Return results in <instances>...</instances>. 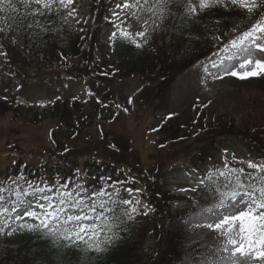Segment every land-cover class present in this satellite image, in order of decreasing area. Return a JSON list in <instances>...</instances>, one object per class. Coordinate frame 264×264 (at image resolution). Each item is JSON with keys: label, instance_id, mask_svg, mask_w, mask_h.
<instances>
[{"label": "rangeland", "instance_id": "rangeland-1", "mask_svg": "<svg viewBox=\"0 0 264 264\" xmlns=\"http://www.w3.org/2000/svg\"><path fill=\"white\" fill-rule=\"evenodd\" d=\"M115 2L118 0H76L78 15L69 19L81 23L89 17L88 10L95 8L91 30L77 31L67 56L80 59V64L92 53L100 56L105 68L100 76L76 78L46 64L44 58L36 67L37 60L23 65L0 56V181L21 174L36 183L41 178L54 182L71 177L89 188L103 183L98 180L101 176L112 178L108 184L123 181L105 187L113 198L119 189L120 197L133 204L141 202L135 205L133 219L146 215L144 252L150 254L157 244H164L163 250L173 253L174 248L195 239L197 252L190 257L181 253L179 260L180 264H197L203 256H211L218 243L217 233L195 227L210 222L199 215L202 208L212 206V193L181 189L195 187L197 179H203L213 165L222 167L226 155L229 161L233 155L238 160L264 157V76L204 79L199 65L212 55L216 44L192 60L189 54L179 57L185 53L183 43L174 47V58H167L159 46L158 53L157 49L147 52L150 59L154 55L166 58L169 67L159 68L150 60L141 69L143 73H137L119 55L116 44L121 43L109 40L115 29L104 17L110 15L108 9ZM213 9L229 18L243 15L238 9ZM231 26L218 23L215 33L221 35ZM134 29L139 30L135 25ZM164 33L161 29L151 33L144 46L161 45L166 40ZM89 40L92 47L86 50ZM167 68L176 70L155 76ZM231 128L237 131L229 132ZM201 130L216 133L200 135L193 142ZM177 140L182 143L172 148ZM145 204L150 211L143 208ZM0 240L12 245L21 237L20 233L0 235Z\"/></svg>", "mask_w": 264, "mask_h": 264}, {"label": "snow or ice", "instance_id": "snow-or-ice-1", "mask_svg": "<svg viewBox=\"0 0 264 264\" xmlns=\"http://www.w3.org/2000/svg\"><path fill=\"white\" fill-rule=\"evenodd\" d=\"M75 4L76 0H0V41L19 44L23 32L31 35L29 30L34 28L49 31L38 17L50 13L61 16L67 24L78 15ZM177 5L187 17L217 7L238 9L243 14L221 35L211 36L217 47L199 65L204 79L230 76L243 80L264 76V0H118L108 9L110 15L104 17L115 29L109 40H126L137 48L144 46L150 34L162 29L174 16L172 8ZM137 38H143L142 42ZM2 49L0 43V56L7 58V52ZM192 171L195 174L196 170ZM62 179L49 182L41 178L36 183L21 174L0 181V235L42 234L51 238L53 245L65 249L58 264H69V252L78 261L82 253L106 251L116 238L113 225L124 223V217L132 220L137 212L135 205L141 202L136 200L133 204L132 200L120 197L119 189L113 198L114 194L105 185L111 188L123 181L108 184L111 177H99L103 183L91 188L74 182L71 177L61 182ZM198 189L212 193V206L202 208L199 215V219L210 222L195 227L217 233L218 243L213 254L203 256L197 264L264 261V157L238 160L233 155L229 161L226 155L222 167L213 165L203 179H197L195 187L181 191L195 193ZM196 206L201 208L200 204ZM143 208L151 210L146 204Z\"/></svg>", "mask_w": 264, "mask_h": 264}, {"label": "trees", "instance_id": "trees-1", "mask_svg": "<svg viewBox=\"0 0 264 264\" xmlns=\"http://www.w3.org/2000/svg\"><path fill=\"white\" fill-rule=\"evenodd\" d=\"M88 10V18L81 21V23L68 22L67 24L61 19V16L55 13H50L45 17H38L40 23L49 31L44 32L41 28H34L28 32L21 33V40L19 44H12L8 40L0 41L3 44V49L7 52V57L11 60H18L23 65H31L37 60V65L40 64V59L44 58L46 64H52L57 69L63 70L66 73L74 75L76 78L84 77H96L103 73V62L100 56H88L84 61L76 58H69L67 53L71 51V47L74 44V37L77 31L81 29L91 30L90 19L94 15L93 10L95 8H90ZM100 10V8L98 7ZM220 11L217 9L206 10L204 14H198L195 17H187L183 14V9L179 6H174L172 8L173 17H170L163 28L161 29L164 33L163 36L166 40L157 43V46L151 47L150 43L148 47H135L132 48L133 44H130L126 40H119L121 44L117 43L116 46L120 51L119 55L122 59H125L130 63V69L138 70L137 73H143L141 70L146 64L154 61L155 64L160 65L159 68L169 67L170 64L166 61L167 59L162 56L157 58L154 55L151 59L149 58L147 52L157 49L156 47L164 48L167 58H174L176 55L173 53V49L179 43H183V52L180 53L179 57H183L187 54V57L194 60V58H199L203 52L209 50L210 46H213L215 42L211 40V36L215 33L217 27V21L220 23H225L227 18V23L232 25V21L238 20V18H229L228 16L219 14ZM89 20V21H87ZM84 21H87L85 23ZM31 22V21H29ZM83 32V31H81ZM164 39V38H161ZM183 40V41H182ZM89 50L92 45V41L89 40ZM160 49H157V53ZM94 52V50H92ZM170 55V56H169ZM61 59H58V58ZM34 59V60H33ZM163 59V60H162ZM64 62H63V61ZM166 62V63H162ZM81 67V69H80ZM168 70H161L156 72L155 76L159 77L160 74L164 76L165 73H172L176 69L167 68ZM108 72L110 69L108 68ZM163 73V74H162ZM156 80V79H155ZM146 89V85H143ZM119 95H122L120 93ZM123 98V97H122ZM61 104L60 101H57ZM56 102V103H57ZM66 108V107H65ZM48 112L47 109L42 110ZM63 111V109L61 110ZM45 113V112H44ZM64 114V113H62ZM61 114V115H62ZM233 128L229 129V132ZM236 130L237 129H233ZM202 131V130H201ZM210 131H202L193 136L192 141L197 142L198 137H202L204 134L213 135ZM247 139H251V135H246ZM179 139V138H178ZM188 140V138H184ZM179 140L173 142L171 147H176L182 142ZM191 141V140H190ZM210 143V140H208ZM199 144V142H198ZM197 144V146H198ZM259 143L258 146H261ZM200 146V145H199ZM201 147V146H200ZM191 147L190 149H192ZM189 149V150H190ZM110 150V149H109ZM110 153L112 150L109 151ZM124 223H117L113 225L114 231H116L115 241L107 247V250L103 253H82L77 261L73 253L69 252L68 256L71 257L69 264H148L153 261V264H180V255L183 254L184 257H190L197 252L199 244L198 240H192L186 242L180 247L173 249V253L170 250H163L162 245L157 244L156 248L150 251V254L144 252V242H146V226L144 222L146 221L143 216H137L132 220H127L123 218ZM110 235V234H109ZM21 240L15 244L9 245L0 240V264H58L61 257L64 256L65 249L60 248L58 245H53L51 238L45 237L38 233H20ZM176 254L173 258L172 254ZM146 257V259H144Z\"/></svg>", "mask_w": 264, "mask_h": 264}]
</instances>
